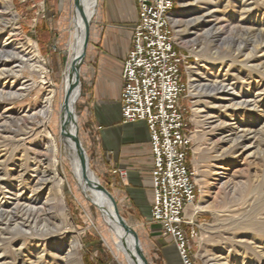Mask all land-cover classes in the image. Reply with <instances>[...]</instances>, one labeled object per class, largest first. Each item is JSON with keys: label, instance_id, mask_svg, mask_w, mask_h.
Here are the masks:
<instances>
[{"label": "rangeland", "instance_id": "374dc122", "mask_svg": "<svg viewBox=\"0 0 264 264\" xmlns=\"http://www.w3.org/2000/svg\"><path fill=\"white\" fill-rule=\"evenodd\" d=\"M50 1L53 5L52 8L45 5L41 0H0V13L10 7V14L15 15L16 19L11 20L9 30H13L15 34H18V38L22 42L27 44L35 43L38 46L39 52L46 60L50 70L49 78L53 80L55 87H59L62 83L61 66L64 62V53L67 48L66 43H63L62 37L67 31L66 28H68L67 19L65 23H63L62 19L65 9L68 17V0H64L66 2L61 6H58V0ZM175 13L178 14V18L181 21V24L175 28L177 45L186 57V63L183 67V81L189 86L187 93L182 99V105L188 110L187 118L190 121L193 132V143L189 152L188 164L194 173L198 191L195 205L202 201L204 206H206L205 210L195 211L193 210L194 205L187 212V215L193 219L198 233L196 242L192 244V260L194 264H224L227 263L225 258L231 256L227 264H243L244 255L242 253H238L239 256L232 254V252L237 250L235 246L232 247V244L234 243L233 245H235V241L240 239L251 240L253 237L264 240V225H259L256 229L252 227L253 221L264 220V216L260 215L264 211V192L262 193L257 188L258 183L264 179V159L253 163H245L242 159H237V155L221 158L223 149L228 146H224L219 141L224 136V131L219 130L217 128L218 123L213 122L217 120L215 117L223 116L222 118L225 120H233L232 123L238 124V128H247L250 124L260 128L262 120L256 121L253 119L255 116L247 113L246 115L243 112L238 113L239 117L238 115L234 117L224 108L220 109L215 105L216 103L213 102L211 95H208V91L204 89L203 85L213 82L215 80L214 77H223L225 73L211 67L216 63L214 58L218 56V47H221L219 43H223L225 40L223 46L226 50L232 49L230 52L232 56L239 53V49L243 48L246 41L251 45L247 52L255 51L253 49L255 35L259 30H264V0H180ZM199 17L203 18L204 22L207 23L204 27L198 26ZM96 18L90 31V42L86 55H88L93 43V36L96 33ZM239 25H242V28L247 30L244 29L245 31H242L235 27ZM217 28L222 31V35L220 34L221 39L217 42V45L208 41L203 45L197 42L196 38L199 33L203 34L206 31L215 33ZM9 33L10 31L0 35L1 45L5 44ZM260 54L258 53V55ZM212 57L213 59H211ZM243 59L240 58L239 60L242 61ZM234 64L237 65L238 63ZM86 65L87 59L85 58L81 68L83 82L80 98L76 103V111L79 117L78 133L87 153L90 169L98 176L102 185L115 199L120 216L138 235L148 264H182L173 241L161 234L159 225L152 223L150 201L147 195H140L139 203L136 204L122 188L124 183L116 177L114 178L112 171L109 174L110 170L104 155L106 144L102 141V133L105 126L97 124L94 116L95 112L86 110L87 101L85 99L86 88L84 83ZM249 73H251L252 77L255 76L251 70ZM26 74L30 75L28 71ZM191 75L194 80V88L190 85ZM12 79L14 78H3L0 81V89L8 90L7 87L11 84L18 88L21 85L20 83L24 82L21 79L22 81L20 80L19 83L15 84V79ZM251 81L254 82L255 80L252 79ZM262 85L263 83L260 84V86ZM240 90L238 88V91ZM35 94L36 92L34 91L25 100L16 101L14 104L11 101L0 102V113H7L8 111L14 115L22 113L33 104L36 98ZM60 99V95L56 96L55 107H58ZM196 108L198 111L200 110L197 114L194 111ZM49 128L53 132L57 131L56 118L51 120ZM2 132L0 133V162H3V164L0 168L4 169L6 175L8 174L7 177L2 178L4 184L0 185V192L2 193L0 194V201L4 202L9 197H12L10 193L13 194L16 190H20L18 183L13 180L19 171L25 168L29 170V175H32L30 172L32 171L31 165L33 163L28 159V154L32 150V144L35 143V140H33L35 137L19 143L13 141V139L11 140L12 136L10 134ZM65 163V165L59 164L57 166L58 171L63 176L62 184H57L58 186H55L53 191L48 188L43 194L44 197H42L50 196L56 199L54 208L58 212L57 218L63 222L60 236L56 241L53 240L48 243L32 236L6 233L0 241V261L3 259L2 262L6 264H53L54 261H58V264H61L63 261L57 258H46L45 256L44 259H39L42 256L41 251L47 246L48 252L54 255L56 245L59 242L62 241L67 246V242L71 237H74L78 243L77 254L81 264H118L107 245L105 231L102 223H100L96 208L82 194L79 182L72 173L69 160L65 161ZM230 177L234 178L236 182L239 181V183L246 182L243 185L249 189L247 200H250V202L247 204L248 207L243 206L246 199H236L232 203L230 202L229 207H235L236 209L235 214H233L236 217L234 220L225 221L223 215H221L222 197L219 192L222 182ZM26 197H29V195ZM249 205H252V207ZM67 212L68 221L65 219ZM260 217H263V219ZM51 220L52 218H50ZM52 223H54V220H52ZM248 231L252 233V236ZM246 262L249 264V261Z\"/></svg>", "mask_w": 264, "mask_h": 264}, {"label": "bare ground", "instance_id": "6f19581e", "mask_svg": "<svg viewBox=\"0 0 264 264\" xmlns=\"http://www.w3.org/2000/svg\"><path fill=\"white\" fill-rule=\"evenodd\" d=\"M98 9L99 0H68V17L65 9L62 19L63 23L67 19L68 28H66L67 31L62 37L63 43H66L67 48L64 53V62L61 66L62 83L59 87H55L53 80L49 78L50 70L46 64V60L41 56L38 46L35 43L27 44L22 42L18 38V34H15L13 30H9L11 20L16 19L15 15L10 14V7L2 10L0 13V35L10 31L9 37L5 40V44H0V81L3 78H14L15 84L19 83L21 79L24 81L20 83L21 85L18 88L14 84H11L8 87L5 85L8 90L0 89V102L11 101L14 104L16 101L25 100L34 91L36 92V98L33 104L22 113L15 115L9 111H6L7 113H0V130L6 134H10L12 136L11 140L13 139V141L20 143L35 137L33 138L35 143L31 146L32 150L30 151L28 149L30 151L28 159L33 163L31 165L32 171L30 172L32 175H29V170L25 168L18 173L16 172L17 174L13 180L18 183L20 190H16L17 192L15 191L13 194L10 193L13 198L6 196L8 198L6 201H0V241L6 233L32 236L48 243L58 239L63 222L57 218L58 212L54 208L56 199L50 196L42 197H44L43 194L48 188L50 191L51 189L53 191L55 186H58L57 184H62L63 176L58 171L57 166L59 164L65 165V161L69 160L72 173L79 182L82 194L96 208L99 214L100 223H102L105 231L107 245L117 263L142 264L134 240L125 234L122 227L118 224L119 212L115 199L111 194L105 192V187L102 185L98 176L90 169L88 161L87 170H84L81 156L75 144V142L78 143L84 149L78 133L79 117L76 111V103L80 98L83 82L81 68L86 55L83 58L82 54L87 40V31L88 29L90 31L92 30ZM200 17L198 19V26L204 27L207 23ZM172 22L175 28L181 24L177 13L172 15ZM235 27L242 31L247 30L246 28H242V25ZM220 34L222 35V31L220 28H217L215 33L207 31L203 34L199 33L196 40L201 45L207 41L217 45V42L221 39ZM223 43H225V40ZM223 43H219L221 47H218V56L214 58L216 63H212L213 66L211 67L225 73L223 77H214L215 80L213 82L204 84V89L208 91V95H211L213 102L216 103L215 105L220 109L224 108L232 116L235 117L238 115L239 117L238 113L243 112L255 116L253 119L256 121L259 119L262 121L260 128L254 124H250L247 128H238V124L232 123L233 120H225L222 118L223 116L215 117L217 120L213 123H218L217 128L224 131V136L219 141L224 146H228L223 149L221 158H229L237 155V159H242L245 163H253L254 161L264 159V30H259L256 33L253 48L255 51L251 53L247 52L251 47L248 41H246L243 48L239 49V53L235 56L230 54L232 49H225ZM258 53L261 54L258 55ZM229 58H231L230 61H228ZM240 58L244 59L240 61ZM236 62L238 63L237 65L234 64ZM75 67L77 68L76 71H74ZM250 70L254 72V77L249 73ZM27 71L30 73L29 76L26 74ZM192 77L191 75L190 85L194 88L195 85ZM77 79L78 84L74 85ZM252 79L255 81H251ZM261 83H263L262 86H260ZM238 88L241 90L238 91ZM58 95H60L61 99L58 107H55L54 102ZM194 111L197 114L200 110L198 111L196 108ZM53 118L57 120L56 132H53L49 128V124ZM223 119L224 121H222ZM2 164L3 162H0V167ZM224 165L226 166V164ZM7 176L8 174H5L4 169L0 168V185L4 184L2 178ZM244 183L236 182L231 177L222 182L219 194L222 197L221 215H223L225 221L234 220L236 217L233 215L236 209L235 207H229L230 202L232 203L236 199H246L244 200L243 206L248 207L247 204L250 202V200H247L249 189L246 188L247 186H244ZM249 187L251 188V186ZM257 188L262 193L264 192V179L258 183ZM0 194L2 193L0 192ZM28 195L29 197H26ZM249 206L252 207V205ZM205 209L206 206H204L202 201L193 208L195 211ZM260 215L264 216V211ZM50 218L54 220V223H52V220L50 221ZM65 219L68 221V212L65 215ZM259 225H264V220L253 221L252 227L256 229ZM248 232L252 236V233L250 231ZM235 243V245H233L234 243L232 244V247L235 246L237 250L232 252V254L234 253V255L239 256L238 253H242L244 255L243 264H248L246 261H249V264H264V240L253 237L251 240L240 239L239 241H235ZM77 248L78 243L76 238L71 237L67 242V246L62 241L56 245L54 255L48 252L46 246L45 249H42V256L39 259H44L46 256V258L61 259L63 261L61 264H81L78 258ZM230 258L231 256L225 258L227 263L230 261ZM2 261L3 259L0 262ZM58 263V261H54L53 264ZM1 264L6 263L2 262Z\"/></svg>", "mask_w": 264, "mask_h": 264}, {"label": "built area", "instance_id": "2783aa9c", "mask_svg": "<svg viewBox=\"0 0 264 264\" xmlns=\"http://www.w3.org/2000/svg\"><path fill=\"white\" fill-rule=\"evenodd\" d=\"M180 0H137L138 22L122 73L121 121L147 125L153 154L152 223L170 238L182 264H194L192 244L198 237L187 215L197 202L195 176L188 164L193 132L182 99L186 57L179 50L172 15ZM123 182L128 172L113 169Z\"/></svg>", "mask_w": 264, "mask_h": 264}, {"label": "crops", "instance_id": "0c3cea01", "mask_svg": "<svg viewBox=\"0 0 264 264\" xmlns=\"http://www.w3.org/2000/svg\"><path fill=\"white\" fill-rule=\"evenodd\" d=\"M41 1L53 7L50 0ZM64 2L58 0V6ZM137 22V0H99L96 33L86 55L85 99L86 110L95 112L97 124L105 126L102 141L109 174L113 169L126 170V181L114 178L124 183L122 188L136 204L139 196L146 194L151 207L154 161L147 125H124L121 121L122 73Z\"/></svg>", "mask_w": 264, "mask_h": 264}, {"label": "water", "instance_id": "95a60500", "mask_svg": "<svg viewBox=\"0 0 264 264\" xmlns=\"http://www.w3.org/2000/svg\"><path fill=\"white\" fill-rule=\"evenodd\" d=\"M89 36H90V30L88 29L87 31V40H86V44H85V47H84V50H83V54H82V57L84 58L85 55H86V49L88 47V43H89ZM77 68L75 67L74 68V71H76ZM78 84V79L76 80V84L74 85H77ZM64 129H65V126H64ZM64 133V132H63ZM76 147L78 149V152L81 156V160H82V166L84 168V170H87V155H86V152L84 151V149L78 144L76 143ZM105 192L107 194H110V192L104 188ZM118 224L122 227V229L124 230L125 234L129 235L133 240H134V244H135V247L138 249L139 251V256L142 260V264H148L145 256H144V253H143V250H142V247H141V243H140V239L138 237V235L135 233V231L132 229V227L120 216V214L118 215Z\"/></svg>", "mask_w": 264, "mask_h": 264}]
</instances>
